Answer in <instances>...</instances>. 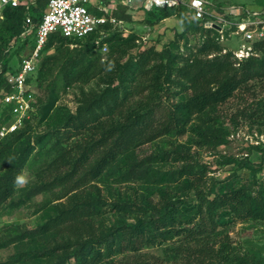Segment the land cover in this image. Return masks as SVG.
<instances>
[{
	"label": "trees",
	"instance_id": "trees-1",
	"mask_svg": "<svg viewBox=\"0 0 264 264\" xmlns=\"http://www.w3.org/2000/svg\"><path fill=\"white\" fill-rule=\"evenodd\" d=\"M48 1L4 9L0 96L10 90L7 74L19 68L12 61V43H19L17 52L28 48L19 61L31 53ZM126 9L112 15L130 20ZM146 13L156 20L181 15L184 30L179 37L201 32L205 38L186 53L178 40L160 50L141 48L138 37L121 35L110 21L83 39L60 32L49 36L39 68L29 78L42 92L36 110L19 129L0 138V213L43 192L54 196L44 205L42 224L0 238V246L21 243L18 259L28 257L34 264H264V246L245 248L230 234L237 219L264 222V184L207 185L185 142L162 156H137L139 147L171 133L184 134L193 123L198 142L224 144L227 132L218 113L233 99L240 103L235 113L264 120V101L255 95L264 86V38L254 40L253 54L240 59L225 49L216 29L204 27L186 7ZM100 36L101 45L109 44L105 55L96 51ZM51 48L55 50L48 52ZM90 82L97 87L82 88L74 110L60 111L50 121L63 88ZM11 107L7 104L0 112V130L12 118ZM36 117L44 124L39 133ZM36 154L44 159L34 183L18 186L16 177ZM171 156L180 164L166 171L154 166ZM109 172L121 181L136 178L154 184L159 197L136 193L130 199H109L97 184ZM110 212L113 220H107ZM165 243L174 254L171 260L144 252Z\"/></svg>",
	"mask_w": 264,
	"mask_h": 264
},
{
	"label": "rangeland",
	"instance_id": "rangeland-1",
	"mask_svg": "<svg viewBox=\"0 0 264 264\" xmlns=\"http://www.w3.org/2000/svg\"><path fill=\"white\" fill-rule=\"evenodd\" d=\"M30 2L33 0H29ZM215 3L224 2V4H240V5H254L260 4L264 0H211ZM117 8L126 7V13L131 15V19H117L113 22V30L119 32L125 37L136 36L137 42L141 48L154 46L157 49H162L173 40H178L181 46V51L186 53L196 45L201 43L205 36L201 32H189L184 37L178 35L184 30V21L181 15L173 14L162 20H156L150 17L143 9L135 8L143 4V0H133L132 5H128L123 0H115ZM111 13V12H110ZM31 27V26H30ZM29 27V28H30ZM29 28L25 32L28 34ZM35 37L34 33H30L29 37ZM13 42V41H12ZM253 41L248 43V46L253 47ZM222 45L226 50L237 51L241 48L243 39L238 35L227 36L221 40ZM10 50L14 66L19 67V58L27 53L28 48L23 47L21 51L17 52L18 42L12 43ZM79 45L73 43V46ZM103 46L96 45V51L105 55ZM109 48V44H108ZM55 48H51L48 52H53ZM134 49L131 52H135ZM253 51V48H252ZM237 57V56H236ZM95 82L88 84L77 83L67 89H62L59 94V100L55 110L51 113L49 119L53 120L60 111L74 110L78 105V98L81 89L90 90L96 88ZM33 88L36 89L35 86ZM42 92L37 91L36 97H40ZM256 98L264 101V86L257 90ZM254 95L250 96L248 100H252ZM7 105L4 96H0V112ZM240 106L238 99H233L227 105L223 106L224 113H218L223 118L226 128V142L217 147L208 144H201L198 142L200 136L194 130L195 123L188 127L184 134L171 133L165 135L151 143L145 144L137 149L138 158H145L151 155H161L165 151H170L177 143L185 142L191 146L193 152L194 162L200 165L203 172L204 179L207 185L216 183L219 185L222 182L237 181L247 184H264V120H250L243 118L239 113H235L237 107ZM36 133L41 132L44 124L38 122V117L34 119ZM5 126V125H4ZM3 126V127H4ZM199 137V138H198ZM161 158V157H160ZM44 156L34 155L31 162L23 172L26 183L21 186L32 185L35 180L37 169L41 165ZM180 162L175 156L169 159L161 160L154 163L163 171L171 169L179 165ZM126 169V167L124 168ZM122 178L118 174L113 175L111 172L104 175L97 184L102 188L103 193L112 199L113 197L121 199L133 198L137 193L139 196L151 195L153 198H158L159 194L155 192L154 184H144L142 180L132 179L130 181H121ZM186 183V179L182 180ZM164 184V183H163ZM162 184V185H163ZM166 187L167 185L164 184ZM173 186V184H172ZM146 187V188H145ZM167 187L170 188V185ZM177 190L176 188H170ZM112 193L114 195H112ZM54 194L51 192H43L26 204L17 207L4 209L0 213V238L7 237V235L16 234L23 228H33L42 224L45 219L44 205L53 198ZM107 220H113L114 215L110 212L106 216ZM230 234L232 238L242 244L245 248L258 245L264 246V222L255 220H241L237 219L230 226ZM170 243H165L161 246H153L144 250L151 254L159 255L166 260L174 258V254L169 249ZM21 243H13L7 247L0 246V264H34V261H29V258L23 257L18 259V255L22 250ZM73 264H76L74 261Z\"/></svg>",
	"mask_w": 264,
	"mask_h": 264
},
{
	"label": "built area",
	"instance_id": "built-area-1",
	"mask_svg": "<svg viewBox=\"0 0 264 264\" xmlns=\"http://www.w3.org/2000/svg\"><path fill=\"white\" fill-rule=\"evenodd\" d=\"M123 1L132 5L133 0ZM29 2V0H0V18H4L3 12L7 6L16 7ZM174 7H186L194 18L202 21L204 27L216 29L220 33L221 40L230 35L240 36L243 39L241 48L233 51L240 59L253 54L252 47L248 46V43L264 38L263 4L219 5L211 0H143V4L135 8L151 11ZM114 8H117L115 0L48 1L37 28L35 47L30 54L22 57L18 70L9 72L6 76L10 90L4 98L7 104L12 105V118L0 130V138L19 129L36 110V89L29 82V78L39 68L41 52L49 36L60 32L72 39L86 38L108 21L113 23L117 20L112 15ZM98 12L103 14L100 15ZM107 14H110V17ZM103 36L96 40L98 45L101 44ZM102 46L104 51L109 50L106 42Z\"/></svg>",
	"mask_w": 264,
	"mask_h": 264
},
{
	"label": "clouds",
	"instance_id": "clouds-1",
	"mask_svg": "<svg viewBox=\"0 0 264 264\" xmlns=\"http://www.w3.org/2000/svg\"><path fill=\"white\" fill-rule=\"evenodd\" d=\"M15 182L19 186V185L25 184L27 181H26L25 177L23 176V174H21V175H18L16 177V181Z\"/></svg>",
	"mask_w": 264,
	"mask_h": 264
}]
</instances>
